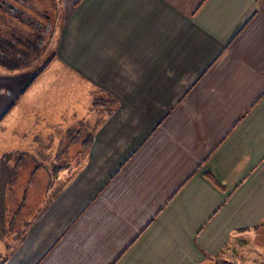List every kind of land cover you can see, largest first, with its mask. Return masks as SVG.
<instances>
[{"label": "crops", "instance_id": "obj_1", "mask_svg": "<svg viewBox=\"0 0 264 264\" xmlns=\"http://www.w3.org/2000/svg\"><path fill=\"white\" fill-rule=\"evenodd\" d=\"M56 3L50 61L0 71V128L28 137L36 119L42 138L88 140L37 205L36 169L22 178L23 156L0 153V202L19 176L24 188L10 218L0 209V264H223L247 238L263 250L264 0ZM44 75L58 109L53 93L27 97Z\"/></svg>", "mask_w": 264, "mask_h": 264}, {"label": "rangeland", "instance_id": "obj_2", "mask_svg": "<svg viewBox=\"0 0 264 264\" xmlns=\"http://www.w3.org/2000/svg\"><path fill=\"white\" fill-rule=\"evenodd\" d=\"M56 2L57 0H0V38L2 40L0 41L2 43H6L7 45H9V43L11 45L12 43H14V45L16 44V46L18 47L17 49L22 52L21 55L25 56L24 59L28 60L29 69H31L32 71L40 69L41 66L43 67L44 65H46L50 61L51 57H53V42L55 40L54 33L43 37L44 44L42 49V42L40 43L36 40H33L32 36L35 35L36 31L39 30L34 23L35 21L41 23L42 25H46L48 22L47 14H49L50 18H52L53 25L56 20H59V6ZM8 4H12L13 6H9ZM54 65L57 64L55 63ZM4 66H6V64L1 63L0 71H8L6 68H4ZM13 71L11 73H13ZM46 78L47 75H44L39 80H37L34 87L38 89L30 90V94H28L27 96L28 98L44 97L45 92H39V89L41 87L42 81L45 82ZM49 78L50 79L47 78V81H52L53 75H49ZM61 83L59 84L57 82L55 86H57L58 84L61 85ZM59 85L57 87H59ZM64 92L69 93V90H65ZM46 93H48V95L45 94V98L50 97V93H53V96H51L50 99H45L50 101L49 105H46V107L49 108V106H52L58 109L59 103L56 102L59 100V95L62 97L64 96L58 94V90L56 89L46 90ZM86 93L88 92L86 91ZM78 98L82 100L83 96H79ZM98 98H100V95H97V99ZM64 107L68 108L66 105L63 106L62 109H64ZM19 108L20 106L17 109ZM38 109L39 107L36 106L31 107L30 114L37 116ZM48 110L51 111L50 108ZM21 123L15 121V129L13 128L15 130L14 136H12V132H8V136H5V134H7L5 132V128H0V131H3V133H0V153H4L9 149H15V151L13 152L15 154L12 162H16L17 157L23 156V160L25 161L24 163L26 164H24V168L22 169V171H19L20 173L22 172L23 177L19 176L17 178L18 180L15 181V183L11 187L8 186L6 190L5 188L3 189V193H6V200L5 203L0 202V209H3V205H8L9 209L5 214L6 219H8V217L10 218L12 216V213L17 209L18 203H15V201H17L16 199H18L17 197L21 196L24 189L21 185V177H31L33 170L36 169L33 177L35 179H39V184L36 182V185L33 187L35 191L32 193V195L34 196H32V204L37 205V203L41 200V197H39V195H47L50 188H52L55 184V179L59 177L58 173V175L55 174V165H65L66 162H69L72 165H76L77 163H79L81 161V155L79 154L83 152V149H85L84 147L86 146V144H84L83 142L88 140V136L85 131H82L79 137H77V132L73 129L72 131H54V134L51 133V137H48L46 135V138H42V136L40 137L37 132L33 131L39 128L37 127L38 123L36 122V119L30 122L31 127H29L28 130V137H23L22 132L19 129ZM4 124L5 122L3 123V125ZM46 128L51 129L48 124H46ZM42 134H44V131H42ZM1 135H3V137H1ZM74 135H76V137ZM65 149L67 153L65 156H63L61 155V152ZM38 165L42 167L39 168ZM36 167L39 169H37ZM32 213L33 212L30 209L27 214L25 212L24 214L21 213L19 216H17V221L14 225L13 231H16L17 226L22 225V223L25 222L26 218L30 217V214ZM3 236L4 240L2 241H10L14 236V233H7ZM261 242V238H258L256 241L247 238L245 244L243 245V249L239 251V253L241 252V256H239V253L237 255L238 258H241V261L226 262L223 264H264V246L262 247L263 250L257 253L255 252L257 251V249L255 250L254 248H252L263 245ZM1 247L0 263L2 262L5 253H7L6 250Z\"/></svg>", "mask_w": 264, "mask_h": 264}, {"label": "trees", "instance_id": "obj_3", "mask_svg": "<svg viewBox=\"0 0 264 264\" xmlns=\"http://www.w3.org/2000/svg\"><path fill=\"white\" fill-rule=\"evenodd\" d=\"M47 21L48 22L46 25H42L41 23H39L37 21L34 22L37 26V29H39V30L36 31V34L32 36L33 40H36V41L41 43V42H43V37L50 34L53 24H52V18H50L49 14H47ZM0 40H1V38H0ZM1 41H0V62L2 64L5 63L6 67H12V68L20 67L21 65L27 64V60L24 59L25 56L21 55L22 52L17 49L18 47L16 46V44L14 45V43H12V45H13L12 46L10 43H9V45H7L6 43H2ZM11 58L14 62L13 63L7 62ZM10 64L13 66H11ZM229 264H234V263H229Z\"/></svg>", "mask_w": 264, "mask_h": 264}, {"label": "water", "instance_id": "obj_4", "mask_svg": "<svg viewBox=\"0 0 264 264\" xmlns=\"http://www.w3.org/2000/svg\"><path fill=\"white\" fill-rule=\"evenodd\" d=\"M9 6H13L12 4H8ZM15 8V7H14Z\"/></svg>", "mask_w": 264, "mask_h": 264}, {"label": "flooded vegetation", "instance_id": "obj_5", "mask_svg": "<svg viewBox=\"0 0 264 264\" xmlns=\"http://www.w3.org/2000/svg\"><path fill=\"white\" fill-rule=\"evenodd\" d=\"M17 10V9H16ZM19 12V11H18Z\"/></svg>", "mask_w": 264, "mask_h": 264}]
</instances>
